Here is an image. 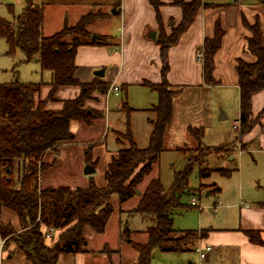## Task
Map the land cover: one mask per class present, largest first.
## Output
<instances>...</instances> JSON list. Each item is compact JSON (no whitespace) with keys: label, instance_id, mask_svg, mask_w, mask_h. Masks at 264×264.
<instances>
[{"label":"trees","instance_id":"1","mask_svg":"<svg viewBox=\"0 0 264 264\" xmlns=\"http://www.w3.org/2000/svg\"><path fill=\"white\" fill-rule=\"evenodd\" d=\"M150 2L156 10L160 27L164 24L160 12L163 3L161 0ZM174 2L181 7L182 17L169 35L156 40L160 46L162 80L158 83L145 82L159 96L157 105L151 108L156 116L150 120L152 130L149 144L139 147L128 126L123 132L128 144H123L124 147L118 149L108 163L104 172L106 184L98 185L91 176L87 186L75 188L65 185L41 187L39 179L44 168L57 164L61 146L75 137L70 127L72 120L88 122L104 117L102 111L86 106V100L95 92L105 95L110 89V83L96 75L88 83L75 77L79 46L105 44L102 36L93 39V34H89L88 28H85L94 22L96 15L88 12L79 19L74 25L79 35L71 43L64 40L72 28L68 24L53 34H44V3L27 0L16 24L0 18V37L7 41L8 53L12 54L20 48L25 60L38 58L42 69H51L54 72V80L50 82L49 93L45 98L39 97L46 84L44 82H24L16 78L0 83V203L13 209L22 225V229L15 233L10 225L0 223V233L5 242H10L11 238L34 264H59L62 253L86 252L88 240L85 229L90 227L96 233H104L114 211L110 203L112 195L118 194L121 201L133 197L136 187L160 158L166 130L174 117V99L177 96V91L167 78L170 68L168 51L189 28L198 9L205 4L204 0ZM105 14L107 15L104 12L103 15ZM243 23L251 31V35L247 37V49L256 56L255 61L238 58L236 65L239 85L238 120L241 122V134L245 135L254 128L259 122L258 117L264 113L263 109L255 115L252 109L254 94L264 89V42L259 19L250 23L243 18ZM221 40L222 31L218 25L214 37L207 38L204 43V76L210 84L217 83L213 77L214 55ZM69 85L79 86V95L63 99L61 109L49 108L48 103L57 100L58 89ZM130 111L132 108H129L128 114ZM188 131L198 144H203L205 129L202 125L189 126ZM219 148L221 146L216 147ZM49 153L55 154L50 163L44 161ZM16 159L23 160L20 187H16L14 179ZM194 163L195 161L189 159L184 170L176 174V182L169 192L160 177H154L147 183L137 205L132 209L133 213L152 217L153 223L145 229L147 239L134 240L130 227H125L121 232L125 241L138 252V259L132 264H151L154 248L163 251L191 249L190 242L196 241L199 235L205 236L206 229L198 233L197 230L181 229L173 224L174 213L181 204V192L188 185ZM212 171L213 168L205 167L200 170L199 176L208 177ZM219 171L225 175L232 172L227 168ZM216 189L220 191L221 188L217 186ZM47 226H54L56 229L50 239L45 236ZM245 232L250 241L264 244L261 231L247 229ZM173 234H178L179 237H174ZM114 250L106 244L101 252L111 257L112 252H117V249Z\"/></svg>","mask_w":264,"mask_h":264},{"label":"crops","instance_id":"2","mask_svg":"<svg viewBox=\"0 0 264 264\" xmlns=\"http://www.w3.org/2000/svg\"><path fill=\"white\" fill-rule=\"evenodd\" d=\"M161 1L163 3L160 6L162 22L166 24L174 17L180 21L182 9L174 2L175 0ZM40 3L45 4V11L50 7L61 8L60 20L56 19V25H59V21L66 18L68 19V15H66L65 12L67 8L76 13L77 19L78 17L80 19L93 7H105L104 12H109L107 14V23H112V18H114L113 15H119L121 24L119 36L114 37L108 32L109 30H104L105 32H103L104 34L108 33L112 39H115L116 48L113 47L114 45H111V48H108V45L79 46L76 55L78 68L75 72V77L81 82H91L95 76L94 71L99 68H105L106 71L103 79L110 83V88L112 85H119L120 88L131 85L147 86L145 84L146 81L158 83L162 80L160 46L150 37L151 31L157 32L159 26L156 10L150 0H43ZM204 3L205 4L198 9L189 28L183 32L177 43L169 48L168 58L170 68L167 74L168 81L173 86L203 87L207 84L208 88L216 86L232 91L237 90L239 93L238 73L236 70L237 59L242 58L247 61L256 60V56L247 49V37L251 35V31L244 25L243 18L247 19L250 23H254L256 19H259L264 42V1L230 0L227 2L223 0H204ZM83 9L85 13L81 14ZM111 9H115L117 12L113 13L110 11ZM78 11H80L79 14L77 13ZM56 18H58V16ZM218 25L222 31V40L220 47L214 55L215 66L213 77L217 83L210 84L205 79L203 63L196 59V53L198 49L204 46L207 38L214 37ZM104 49L105 51H103ZM95 52H100L101 54L104 52V55L103 57L91 56V54ZM89 53L91 57L86 58L87 56L85 57V55ZM45 83L46 84L39 94L40 98H45L49 93L50 82ZM79 93V86H62L56 92L57 100L48 103V107L52 109H61L63 106V99L77 97ZM93 97H97L98 102L96 104H91L89 103L91 100L88 99L86 100V106H92L104 113L103 109L105 107L101 108L100 105L103 95L95 92ZM219 99L221 100L219 106H223L221 104H224L223 97ZM252 103L253 113L255 115L259 114L264 109V89L254 94ZM214 111L213 105L208 106L207 117H213L218 114ZM179 115L181 114L179 113ZM104 117L106 118L105 115ZM174 117L169 126H176ZM229 117L230 114L228 112L225 113L222 111L217 120L221 121L229 119ZM196 119H198L197 114ZM76 121L79 122L80 120H72L71 124H76ZM200 124L201 123L196 120V126ZM70 127L72 130L71 125ZM216 127L215 142H213V144H206L204 142V145L207 147L234 145L239 131H237L236 136H233L231 135L232 131L230 132L229 129L225 130L219 126ZM183 129L184 126H182V130ZM115 131L122 130L116 129ZM72 132L75 135V132ZM205 136L206 134L204 131V137ZM244 141H247L248 144L243 148H234L232 153L227 156V159L229 162L231 161L232 165L236 166L238 164L239 166L237 156L243 158L245 153L250 154L252 159L251 166H253L254 169L249 184L251 191L244 192L242 166L239 171L240 184L238 200L227 204L218 201L214 205L216 206L215 210L212 209L213 212L209 211L208 213H203L205 207L200 210L201 213L196 222V228L193 230H197L199 233L202 229H206L205 236L199 235L196 241L192 242V248L185 251H163L159 248H154L161 251V253H157L159 254L160 260L157 262H153L152 260L151 264H264V244L250 241L245 232L247 229L259 230L264 240V204L261 203L264 202V113L254 128L244 135ZM115 153H117V151ZM18 160L22 159H16L15 163ZM221 163L222 166L213 168L214 171H218L220 174L225 175L219 171V169L227 168L231 169L232 172L230 175L226 176H231L233 173H236V171L233 170L235 166L231 167L225 161ZM235 169L239 170L238 167ZM217 186L218 185L214 184L211 189L208 190L207 194H211L213 192L212 189L216 191L215 193L219 194L221 190L218 191L216 189ZM218 198L220 197L218 196ZM241 201H243L242 204H240ZM0 223L10 225L17 230L22 229L17 213L1 203ZM103 234L104 233L100 234V236H103ZM119 235L121 236L120 227ZM47 243H50V241ZM102 244H104L103 247L106 244L109 245L108 242L103 241L101 242V245ZM199 244H208L213 247L212 251H210L203 260L200 259L196 251V247ZM89 246L90 240H88L86 252L60 254L58 263L93 264L94 259L88 257L89 251L91 250ZM112 248L116 250L115 247ZM154 249L152 250V254ZM118 251L119 249H117V252ZM102 258L105 264L120 262L118 260L116 261L113 257L107 256L105 253H102ZM0 264L34 263L17 247L16 243L12 241L5 242V238H3L0 233Z\"/></svg>","mask_w":264,"mask_h":264},{"label":"rangeland","instance_id":"3","mask_svg":"<svg viewBox=\"0 0 264 264\" xmlns=\"http://www.w3.org/2000/svg\"><path fill=\"white\" fill-rule=\"evenodd\" d=\"M34 1L40 3L43 0ZM223 1L228 2L230 0ZM26 2L27 0H0V18L16 24L17 17L24 9ZM104 8L93 7L89 11L91 15H96V18L92 24L86 25L85 28H88L89 34L96 33L98 36H102L105 41L104 45H108V48H111L113 45L116 48L115 39H112L108 33L104 34L103 32H105L104 30H109L108 32L110 34L118 37L121 26L120 17L119 15H113L112 23H107V15H103ZM60 9L59 7L47 8L45 11L43 32L45 35H50L60 30L65 24H68L72 28L65 35L64 40L71 43L79 35L74 29V25L79 21V17L77 19L76 13L67 8L65 12L68 15V19H63L59 21V25H56V19L60 20ZM112 10L110 11L112 12ZM82 11L81 14H84V9ZM77 13L79 14L80 11ZM57 16L58 18H56ZM178 23L179 20L174 17L168 23L158 27L156 37L153 40L156 41L157 38L169 35L173 27L177 26ZM8 49L7 41L3 37H0V83L10 82L16 78L24 82L45 83L54 80V72L51 69H42L41 63L37 60L38 58L25 60L24 53L20 48H17L12 54L8 53ZM103 55L104 52L103 54L100 52L91 54L94 57H103ZM91 56L90 53L85 55L86 58H90ZM173 88L177 91L173 107L175 114L174 123H176V126H168L166 130L168 132H166L167 134L164 137V149L160 158L153 165L151 172L136 187V193L133 197L121 201L118 194L114 193L112 195L110 203L113 205L114 211L107 223L103 236H100L102 233H96L90 227L85 229V236L90 240L89 247L91 249H89L90 251L88 250V257L94 259L93 264H105L102 260V253L104 252L100 250L104 245H101L102 241L108 242L110 248L115 247L119 249L117 253L112 252L111 254V257L116 261H120L115 264H132L137 261L138 252L125 241L124 237L119 235V227L121 228V232L125 227H130L133 231L131 237L134 240L145 241L147 239L145 229L153 223L152 217L133 213L132 209L137 205L146 184L154 177H160L166 190L168 192L171 191L176 182V174L184 170L189 159L195 161V163L188 178V185L181 192V204L174 213V227L182 229L196 228V222L201 212L198 206L191 204L193 197L196 198L199 205L205 207L203 213L213 212L212 209L215 210L216 206L214 205L218 201L227 204L238 200L240 184L239 171L242 166L244 192L251 191L249 184L254 169L251 166L252 159L250 154L245 153L243 158L237 156L239 166L238 164L236 166L232 165L231 161L229 162L227 159V156L232 153L234 148H243L248 144L247 141H244V135L240 131L241 122L240 127L234 128L233 126L234 122L239 119V93L237 90L232 91L216 86L208 88L207 84L203 87L174 86ZM222 97L224 104L221 103L223 106H219V102L221 101L219 98ZM89 100H91L89 101L91 104L98 102V98L93 97V95ZM101 100L100 105L101 108L105 107L103 114L106 118L99 117L100 119L97 118L88 122L80 120L79 122L76 121V124H71L72 131L75 132V137L61 146L59 154L57 155V164L44 168L41 171L39 183L42 187L49 185H65L72 188L77 186L84 187L87 186L91 176H93L98 185H105L106 179L104 172L108 167L109 161L117 154L115 152L118 149L128 144V140L123 134L128 126L139 147H146L149 144L152 130L150 120L156 116L151 108L157 105L159 101L156 90L150 86L131 85L124 88L121 87L118 91L110 89L103 95ZM210 105H213L215 111L218 113L213 117H207L208 106ZM129 108H132V111L128 114ZM222 111L225 113L228 112L230 117L229 119L218 121L217 118L220 117ZM196 114L198 119H196ZM261 117H258V121ZM196 120L205 128L206 136L203 139V144H198L194 141L188 131L189 126H196ZM182 126H184L183 130ZM216 126L225 130L229 129L230 132L232 131L231 135L233 136H236L237 131H239L234 145L221 146L219 149H216V147L206 149L207 146L204 145V142L206 144H213L215 142ZM116 129L122 131H115ZM54 156V153H49L45 156L44 161L50 163L54 160ZM223 161L227 162L231 167L235 166L233 170L236 173H233L231 176H226L220 174L218 171H213L210 176L200 178L199 172L201 169L205 167H221V162ZM87 164H94L95 166V171L90 175L85 173ZM237 167L239 170L235 169ZM22 177V160H18L16 163L14 162L16 187L21 186ZM214 184L221 188L219 194L215 193L216 191L214 189H212L213 192L211 194H207L208 190ZM14 230L15 233L20 231L17 229ZM172 236L179 237L178 234H173ZM13 237L15 238L16 236ZM9 241H12L11 238ZM190 248H192V242H190ZM157 253H161V251L154 249L152 254L153 262L160 260L159 254Z\"/></svg>","mask_w":264,"mask_h":264},{"label":"built area","instance_id":"4","mask_svg":"<svg viewBox=\"0 0 264 264\" xmlns=\"http://www.w3.org/2000/svg\"><path fill=\"white\" fill-rule=\"evenodd\" d=\"M204 52H205L204 47H202L201 49H198V51L196 53V59L199 62H202V63L204 62ZM110 89L115 90V91L120 90L119 85H112ZM233 126H234V128L240 127V121L239 120L235 121ZM242 203H243V201L240 202V204H242ZM191 204L198 206V208H200V210L203 208L202 205L198 204V201L196 200L195 197H193L191 199ZM55 232H56V229L54 226H47L46 230H45L46 238L50 239ZM212 249H213L212 245H208V244H206V245L199 244L196 247V251L198 252L201 260L205 259L208 255V253L210 251H212Z\"/></svg>","mask_w":264,"mask_h":264},{"label":"water","instance_id":"5","mask_svg":"<svg viewBox=\"0 0 264 264\" xmlns=\"http://www.w3.org/2000/svg\"><path fill=\"white\" fill-rule=\"evenodd\" d=\"M263 1H264V0H263ZM112 12H113V13H116L117 11H116L115 9H113ZM96 37H98V34L93 33L92 38L95 39ZM150 37L154 39V38L156 37V31H151V33H150ZM105 71H106L105 68H99V69H96V70L94 71V74H95L96 76H101V77H103V76L105 75ZM94 171H95V166H94L93 164H87V166H86V168H85V173L88 174V175H90V174H92Z\"/></svg>","mask_w":264,"mask_h":264}]
</instances>
